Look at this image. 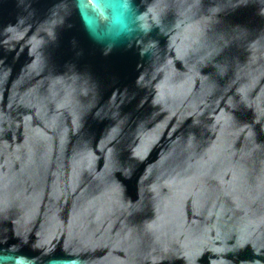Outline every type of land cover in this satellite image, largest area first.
<instances>
[{"label": "water", "instance_id": "1", "mask_svg": "<svg viewBox=\"0 0 264 264\" xmlns=\"http://www.w3.org/2000/svg\"><path fill=\"white\" fill-rule=\"evenodd\" d=\"M264 264V0H0V264Z\"/></svg>", "mask_w": 264, "mask_h": 264}, {"label": "clouds", "instance_id": "2", "mask_svg": "<svg viewBox=\"0 0 264 264\" xmlns=\"http://www.w3.org/2000/svg\"><path fill=\"white\" fill-rule=\"evenodd\" d=\"M71 264H81V261L79 259H70ZM48 264H69V259H57L55 262L50 260Z\"/></svg>", "mask_w": 264, "mask_h": 264}]
</instances>
